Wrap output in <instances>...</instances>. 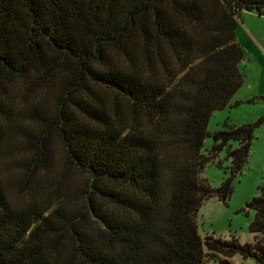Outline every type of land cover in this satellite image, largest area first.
Segmentation results:
<instances>
[{
	"label": "trees",
	"instance_id": "16d2710c",
	"mask_svg": "<svg viewBox=\"0 0 264 264\" xmlns=\"http://www.w3.org/2000/svg\"><path fill=\"white\" fill-rule=\"evenodd\" d=\"M243 12L264 17V0H0V264H264V184L254 243L196 223L231 197L258 126L203 152L243 83Z\"/></svg>",
	"mask_w": 264,
	"mask_h": 264
},
{
	"label": "rangeland",
	"instance_id": "374dc122",
	"mask_svg": "<svg viewBox=\"0 0 264 264\" xmlns=\"http://www.w3.org/2000/svg\"><path fill=\"white\" fill-rule=\"evenodd\" d=\"M236 36L244 52V59L238 65L243 83L228 106L215 111L210 117L203 152L207 154L214 146L213 134L226 130L227 126L255 123L258 126L254 131L247 163L242 173L234 178L231 197L226 203L218 197L205 201L197 213L196 223L202 239L207 236L223 240L236 238L240 244H252L255 235L249 231V226L254 220L255 211L247 209V204L259 195L258 188L264 184V17L255 12H243ZM230 145L237 147L235 142ZM56 150L58 157H61L60 149L56 147ZM230 167L231 160L227 157L226 148L206 167L202 178L212 188H217L231 176ZM228 261L230 264H256L252 259L244 260L239 255ZM207 264L223 263L217 259Z\"/></svg>",
	"mask_w": 264,
	"mask_h": 264
}]
</instances>
